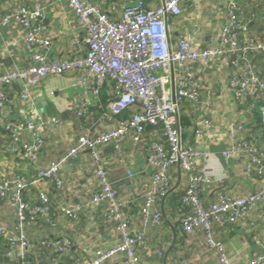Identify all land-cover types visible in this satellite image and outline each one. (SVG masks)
I'll return each mask as SVG.
<instances>
[{
	"label": "built area",
	"instance_id": "2783aa9c",
	"mask_svg": "<svg viewBox=\"0 0 264 264\" xmlns=\"http://www.w3.org/2000/svg\"><path fill=\"white\" fill-rule=\"evenodd\" d=\"M65 1L77 25L85 32L87 49L83 55L49 58L51 40L44 35L43 27L33 21L42 17L39 7H11L0 18L4 25L22 27V41L31 53V64L27 67L0 70V110L7 104L5 87L17 83L20 87L18 99L23 101L31 98V89L47 76H63L70 71L74 72L71 85L80 92L68 108L77 116L86 115L91 98L99 100L102 90L107 93L104 115L114 122L113 126L96 134L83 131L65 153L36 172L35 181L47 180L61 187L62 169L70 160L87 151L99 180L98 187L90 193L88 205L103 206L100 216L116 223L120 239L117 244L98 248L89 258L81 256L64 264H103L117 256L126 257L127 264H142L137 247L145 242L144 236L141 231L133 230L124 216L118 190L109 180L99 153V148L105 145H112L119 151L127 139L134 146L145 144L147 162L153 168L139 209L143 226L161 222L156 206L158 200L168 193L170 170L177 166L188 174L180 204L182 229L188 234L202 230L207 245L216 251L220 264H231L225 245L215 237L214 230L240 220L254 225L251 211L258 203L264 202V142L258 145L257 137L244 124L232 129L231 144L223 155L244 154L248 172L261 177L263 183L254 192L244 195L219 194L205 206L200 192L201 183L208 179L199 169L204 152L182 142L181 129L176 126L178 103H199L200 84L191 71L192 65L206 67L212 59L226 57L233 70L228 79L231 93L235 99L260 98L259 113L264 124V79L256 72L254 63V52L264 48V42L242 36L247 22L239 14L237 0H224L227 4L226 22L220 28L218 42L205 48H198L187 33L170 34L169 21L180 16L182 5L188 0H164L160 5H147L143 0H122L118 18L87 0ZM115 9V5L110 8ZM51 121L55 123L58 119L7 124L13 136L28 131L30 140L22 141L19 146L21 157L28 163L37 161L43 144V127ZM148 126L162 137V141L146 139ZM208 126L210 123L206 120L203 127H195V135L202 137L203 129ZM28 185L29 181L21 174L0 175V200L8 203L15 215V225L10 232L6 226L0 225V237L10 233L8 245L20 250V264H28L24 251L28 246L26 233L29 226H35L39 218L53 224L51 207L44 194H40L39 206H30L27 202L25 190ZM79 210L78 205L61 207L60 213L78 219ZM41 244L48 245L49 242L44 240ZM258 245L261 252L248 264H263L264 240ZM69 246L70 242L65 238L55 242V249L59 252Z\"/></svg>",
	"mask_w": 264,
	"mask_h": 264
},
{
	"label": "crops",
	"instance_id": "0c3cea01",
	"mask_svg": "<svg viewBox=\"0 0 264 264\" xmlns=\"http://www.w3.org/2000/svg\"><path fill=\"white\" fill-rule=\"evenodd\" d=\"M87 1L99 4L115 18L120 16L122 0ZM143 1L147 5H160L164 0ZM237 3L240 16L247 22L242 36L264 42V0H237ZM114 5L117 9L110 10ZM11 7L41 9L42 17L33 21L43 27L44 35L51 40L50 59L75 57L86 52L85 32L77 25L65 0H0V18ZM182 9L179 17L169 21L171 36L178 32L187 33L198 48L215 45L220 28L226 22V2L188 0ZM23 32L18 25L0 22V70L20 69L31 64V53L22 41ZM254 63L256 72L264 79V48L254 52ZM191 71L200 84L199 103H178L176 126L181 129L184 144L204 152L199 169L208 179L201 183L200 196L205 206L222 193L235 196L254 192L261 187L263 179L254 172H248L244 154L237 152L227 157L222 152L231 144L232 129L238 124H244L257 137L258 145L264 142V127H256L258 119L262 122L260 98H234L228 87L233 70L226 57L214 58L206 67L194 64ZM73 74L70 71L63 76H47L31 89V98L23 101L18 99L20 87L17 83L4 88L7 104L0 110V175H23L29 181L25 190L29 205L39 206L42 193L48 199L53 214V224L39 218L35 226L27 229L28 246L24 257L28 264H64L81 256L89 258L96 249H105L120 241L116 223L100 216L103 206L95 208L88 205L90 193L98 187L99 180L87 151L70 160L62 169L61 187L47 180L35 181L37 170L58 159L74 145L83 131L96 134L114 124L104 115L105 90L101 91L99 100L90 97L85 116L79 117L68 108L80 92L71 85ZM52 117L58 122L44 125L43 144L37 161L28 163L19 153L21 142L30 140L28 131L13 136L7 124L26 120L49 121ZM206 120L210 126L203 129L202 137H197L195 127H203ZM145 135L147 140L162 141L151 126L147 127ZM99 153L109 180L118 190L124 216L132 229L141 231L144 236L145 242L137 247L142 264H220L216 251L207 245L202 230L188 234L180 225V204L188 183L185 171L177 166L171 168L169 191L156 206L161 222L144 227L139 209L153 171L147 162L145 144L134 146L127 139L119 151L112 145H105L99 148ZM76 205L80 206L78 219L61 215V207ZM251 219L254 225L240 220L225 227H215V237L224 243L231 264H248L261 252L258 243L264 240V202L253 207ZM0 225L6 226L8 232L15 225L12 208L1 200ZM8 232L0 239V264H18L20 250L8 246ZM62 238L68 239L70 246L59 252L55 249V242ZM44 240L49 244H41ZM103 264H127V259L117 256Z\"/></svg>",
	"mask_w": 264,
	"mask_h": 264
},
{
	"label": "trees",
	"instance_id": "16d2710c",
	"mask_svg": "<svg viewBox=\"0 0 264 264\" xmlns=\"http://www.w3.org/2000/svg\"><path fill=\"white\" fill-rule=\"evenodd\" d=\"M260 76V75H259ZM261 77V76H260ZM105 103H107V100L106 101H104ZM262 102V100L260 99L259 100V103H261ZM104 104V103H103ZM106 105V104H105ZM260 125V126H259ZM256 127H264V124H262V122L260 123V119H258V124L256 125ZM0 239H1V237H0ZM9 246V245H8ZM25 259L27 260V258H26V256H25ZM20 261L21 260H19V263L18 264H20Z\"/></svg>",
	"mask_w": 264,
	"mask_h": 264
},
{
	"label": "water",
	"instance_id": "95a60500",
	"mask_svg": "<svg viewBox=\"0 0 264 264\" xmlns=\"http://www.w3.org/2000/svg\"><path fill=\"white\" fill-rule=\"evenodd\" d=\"M171 88H172V99H173V102H175L173 81H172V84H171Z\"/></svg>",
	"mask_w": 264,
	"mask_h": 264
}]
</instances>
